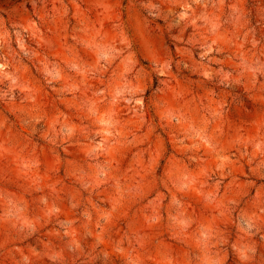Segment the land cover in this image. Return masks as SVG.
<instances>
[{
    "label": "rangeland",
    "instance_id": "374dc122",
    "mask_svg": "<svg viewBox=\"0 0 264 264\" xmlns=\"http://www.w3.org/2000/svg\"><path fill=\"white\" fill-rule=\"evenodd\" d=\"M0 264H264V0H0Z\"/></svg>",
    "mask_w": 264,
    "mask_h": 264
}]
</instances>
